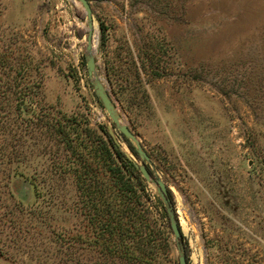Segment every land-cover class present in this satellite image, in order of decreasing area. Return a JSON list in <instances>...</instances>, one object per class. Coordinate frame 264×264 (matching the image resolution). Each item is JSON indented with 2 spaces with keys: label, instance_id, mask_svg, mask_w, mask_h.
<instances>
[{
  "label": "rangeland",
  "instance_id": "1",
  "mask_svg": "<svg viewBox=\"0 0 264 264\" xmlns=\"http://www.w3.org/2000/svg\"><path fill=\"white\" fill-rule=\"evenodd\" d=\"M89 1L97 73L182 237L153 185L111 186L89 138L112 128L142 162L88 76L81 2L0 0V264H180L178 242L187 264H264V0ZM86 166L111 197L106 231L78 186Z\"/></svg>",
  "mask_w": 264,
  "mask_h": 264
},
{
  "label": "trees",
  "instance_id": "2",
  "mask_svg": "<svg viewBox=\"0 0 264 264\" xmlns=\"http://www.w3.org/2000/svg\"><path fill=\"white\" fill-rule=\"evenodd\" d=\"M22 98H24V97H22ZM20 105L21 104L19 103V108H21ZM20 111H21V109L19 110V114H21ZM71 121H73V123H75L74 120L69 119L68 123H70V124L68 125V127H71L73 125ZM64 125H66V124H64ZM100 129L103 132L104 138H98V137H95L91 134H90L91 137H89V138H91L93 145L96 146L97 151H99V152H97V155H99L100 159L103 160V163L105 165V169L107 166V171L109 173V176H110L111 182H112L111 186H118L119 189L122 190L126 195H128L129 192H130V194H131V192L134 193L136 190H138L139 192L142 191L141 193H143V195H147L146 192L148 189V183L142 177L141 172L138 169V167L136 166L135 161L125 151H123L119 147V145L115 142V140L113 139L112 135L109 133V131L105 125H101ZM63 130L67 131L65 128H63ZM57 131L59 132V129ZM120 134L126 140L129 148L134 153V155L137 156L138 158H140L138 152L136 151V149L132 145V143L121 132H120ZM63 137L64 138L62 140L64 141L65 144L68 145L69 149L71 150L70 146L72 145V140H71L72 138H70V136H68L66 133ZM77 141H78V139H77ZM78 143H79V141H78ZM72 152L76 153L77 156H81V153L76 151L75 149H72ZM117 160H119V163L116 162ZM147 166H148L150 172L153 174V171L151 170L149 165H147ZM87 167L88 166H86L84 176H82L83 179L79 176L78 186L82 190L83 196L85 198L87 197L86 199L88 201H92V206L95 207L96 212L99 210L98 204L103 205L100 208V210L103 213V219L101 222V227H102L103 231H106V213L110 214V211L106 212V209L109 210L110 205L113 206L112 202L108 201V205L106 207V199L111 200V197H109V196L106 197V195L104 194V190L106 189L105 186L99 187L97 185L98 178H94V181H93V179L89 177L91 172H90V170H88ZM80 178H81V180H80ZM103 194L105 195V198H104L103 202H101L100 197H103ZM169 195L171 197V192H169ZM171 199H172V197H171ZM158 203H159V206L161 208H163V215H165V217L168 218V223L170 226L169 216L165 212L166 208L162 204V202L159 200V198H158ZM132 212H133V210H132L130 204L126 203L124 210L120 213L122 216L129 215L130 217H132L133 216ZM98 221H100V219H98ZM155 222L159 223V221H157V220ZM147 226L149 227V224H147L146 222L143 223V228L141 230L142 234L147 233L146 232ZM164 239H168V237L166 236ZM153 245H155V242L153 243ZM142 249L144 250V253H145L146 248L142 247Z\"/></svg>",
  "mask_w": 264,
  "mask_h": 264
},
{
  "label": "water",
  "instance_id": "3",
  "mask_svg": "<svg viewBox=\"0 0 264 264\" xmlns=\"http://www.w3.org/2000/svg\"><path fill=\"white\" fill-rule=\"evenodd\" d=\"M82 6L85 9L87 20H88V35H87V45H86V66L88 76L93 85L95 94L99 98L100 102L104 106L106 112L108 113L111 121L114 123L115 128L118 129L135 147L136 151L139 154L141 159V163L136 166L141 172L142 177L151 185L156 188V191L161 198L170 220V227L173 231L174 237L176 241H179L182 237V230L180 228L179 222L176 218L175 208L172 203V199L169 195L168 188L164 181L158 176L156 173L153 174L150 172L148 168V163L151 164V157L140 139L135 135V133L130 129L128 124L123 121L121 114L119 113L113 99L108 92L105 84L103 83L101 77L97 73V63L95 56V47L93 44V36H94V17H93V9L89 0H79ZM109 133L114 137V132L112 128H109ZM116 142V140H115ZM117 143V142H116ZM178 251H179V261L180 264H187L186 254L184 252L183 246L178 242Z\"/></svg>",
  "mask_w": 264,
  "mask_h": 264
}]
</instances>
